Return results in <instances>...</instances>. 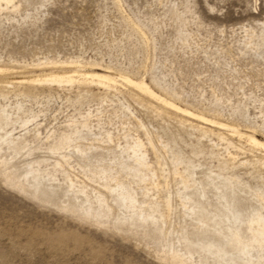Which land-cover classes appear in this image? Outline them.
Masks as SVG:
<instances>
[{
    "label": "rangeland",
    "instance_id": "1",
    "mask_svg": "<svg viewBox=\"0 0 264 264\" xmlns=\"http://www.w3.org/2000/svg\"><path fill=\"white\" fill-rule=\"evenodd\" d=\"M0 69V264H249L247 248L264 251L251 231L264 149L122 81L264 143V0H0ZM112 176L128 192L112 194ZM186 196L209 222L241 214L222 220L219 249L214 229L195 239Z\"/></svg>",
    "mask_w": 264,
    "mask_h": 264
},
{
    "label": "bare ground",
    "instance_id": "2",
    "mask_svg": "<svg viewBox=\"0 0 264 264\" xmlns=\"http://www.w3.org/2000/svg\"><path fill=\"white\" fill-rule=\"evenodd\" d=\"M7 5L11 4L13 2V0H4ZM71 69V68H70ZM75 69H78V68H75ZM99 70V69H98ZM72 71V70H71ZM101 71V70H100ZM3 72V70L0 69V73ZM70 72V71H69ZM95 72V71H94ZM94 72H91V73H88V71H76L74 74H80L81 77H78V78H85L87 79V82L88 80L91 81V85H92V82L96 83H100V84H111V83H116L118 80L115 79V78H111V76L109 75H106V74H100V73H94ZM15 73V72H14ZM66 73V72H65ZM73 74V73H72ZM72 74H69V75H66V76H56V75H51L50 79L46 80V82H51V83H55V84H60L62 85L63 83H72L74 81V75ZM15 75V74H14ZM121 77V76H120ZM42 79V78H41ZM80 80V79H79ZM89 81V82H90ZM122 81L129 87H133L134 89L136 88L137 90H139L140 92L148 95L149 97L153 98L155 101H160L164 106H166L169 110L171 109L172 111L178 113V114H181V116L183 115L184 117L188 118V119H191L193 121H196L198 123H201V124H206V125H209V126H212V127H217V129H221V130H228L230 131L233 135L235 136H239L240 138H244L246 140H248V142L253 145V146H256L255 148L258 149V147L261 149L263 148L264 149V143L261 142L260 140H258L255 135H249V134H243V133H240L235 127H232V126H229L227 124H224V123H221V122H216L215 120H210L209 118H207L205 115L203 114H200V113H197L196 111H190L188 109H185V108H182L181 106L177 105L176 103L174 102H171L167 99H163L161 97H158L151 89L150 87L144 83V82H136L128 77H122ZM21 82V81H20ZM37 83V82H41V80H32L31 83ZM83 82V81H82ZM74 83V82H73ZM77 83V82H76ZM97 83V84H98ZM11 84V83H10ZM98 84V85H100ZM22 86V85H21ZM108 86V85H107ZM111 86V85H110ZM104 87V86H103ZM109 87V86H108ZM147 97V96H146ZM167 98V97H166ZM175 100V99H174ZM159 102V103H160ZM160 103V104H161ZM164 108V107H163ZM166 108V109H167ZM189 108V107H188ZM165 110V108H164ZM158 112V111H157ZM160 112V111H159ZM167 112V110H166ZM170 113V111L168 112ZM175 113V114H176ZM159 114V113H158ZM167 114V113H166ZM183 118V117H182ZM183 121V120H181ZM184 122V121H183ZM185 123V122H184ZM186 124V123H185ZM189 124V123H188ZM186 124V125H188ZM193 124V123H191ZM202 127V126H201ZM198 128V127H197ZM200 128V127H199ZM203 128V127H202ZM191 129V128H190ZM201 129V128H200ZM206 131V130H205ZM203 132H204V129H203ZM205 134V133H204ZM210 135V134H209ZM206 136V135H205ZM207 137V136H206ZM242 140V139H241ZM250 145V146H251ZM153 146V145H152ZM142 147V146H141ZM140 146L139 147H136V148H131L133 149V153H135V155L137 154V151H138V148L140 149L141 148ZM157 152V151H156ZM144 157V156H143ZM141 160L140 161V166H143V160L142 159H139ZM125 168V166L123 167V169ZM125 170V169H124ZM188 171V170H187ZM28 175H32L30 174V172L27 173ZM189 175V174H188ZM187 175V176H188ZM111 176V175H110ZM108 176V177H110ZM182 176V175H181ZM115 177V175H114ZM186 177V176H185ZM185 177H182V186L183 188L185 189H188L191 187V182H190V179H187ZM112 178V181H115L116 182V177L113 178V176L111 177ZM109 178V181L110 179ZM190 178V177H189ZM192 178V177H191ZM108 179V178H107ZM108 181V183H109ZM118 182V181H117ZM116 182V185L114 187H109V190L111 191V193H116V191L118 189H124L125 192H128L126 190V184H119V182L117 183ZM72 183V182H71ZM70 183V184H71ZM221 183V182H220ZM73 185V184H72ZM71 185V186H72ZM70 186V185H69ZM194 187V186H192ZM182 188V189H183ZM70 189V188H69ZM179 193H182L181 191ZM184 198V197H183ZM115 200V203L117 205H120L122 206V203L125 201V196L122 194L120 195H117V197L114 199ZM192 200H190V196H186L183 200V203H182V208L184 210H186L184 213L185 216H187L188 214L190 215H193L195 217V220L197 222V229L198 232L195 233L194 237L195 239H197L200 242H203L209 237L211 236L213 233H212V229H214L215 232H217L218 235H216V243H214L215 245L212 246L210 244L209 248H215V249H219L220 247H222L224 245V243L226 242V240L228 239L227 237V232L225 231L223 225H222V220L224 219V222H237V224L239 222H241V219H240V216L241 214L238 213L239 215H236L234 214V209L232 206H229L228 210H229V214H231V217H225L226 215H224L223 213H219L218 214H215L214 216H212V219H211V222L207 221V219L205 217H203V215L205 214L206 210L204 208H202L201 210H191V208H189V204H191ZM182 202V201H181ZM264 203V202H263ZM146 204V203H145ZM155 204V203H154ZM158 204V203H157ZM144 208L145 205L144 203L142 204ZM119 206V207H120ZM227 206V205H226ZM155 207V205L153 206ZM202 207V206H201ZM222 207V206H221ZM146 209H149V208H152V205H148L147 207H145ZM160 208V205H156V209ZM166 208V207H165ZM159 210V209H158ZM171 210V209H170ZM168 211V210H167ZM165 212V211H164ZM170 212V211H169ZM237 213V211H236ZM164 215V221H166L168 218H167V215L163 214ZM169 215V214H168ZM207 215V214H206ZM185 218V217H184ZM209 220V219H208ZM243 221V220H242ZM260 222H264V219L261 220ZM252 223V221H251ZM240 225V224H239ZM258 227V228H255V227ZM264 226V225H263ZM204 227L206 229H204ZM231 227V226H230ZM236 227V226H235ZM238 228V227H237ZM231 229V228H230ZM229 229V230H230ZM233 229V228H232ZM202 230V232H200ZM213 231V232H214ZM251 231H256L258 234H256L255 236H264V227H260L259 224H257V222L254 223V226L252 227V230ZM180 234V233H179ZM234 235V234H233ZM192 236V235H191ZM230 236V235H229ZM240 236V235H239ZM254 236V235H253ZM193 237V236H192ZM213 237V236H212ZM214 239V238H213ZM258 239V238H257ZM207 242V241H206ZM207 245V244H206ZM205 247V246H204ZM249 247V246H248ZM206 250V249H205ZM212 250V249H211ZM220 253H222V251H220ZM225 254L226 251H224ZM243 255L245 256V258L248 260V263H253L251 262L255 257L257 258H260V260H262V263L264 264V251L262 250H259V249H246V251L243 252ZM221 256V255H220ZM219 256V257H220ZM228 256V254H227Z\"/></svg>",
    "mask_w": 264,
    "mask_h": 264
}]
</instances>
